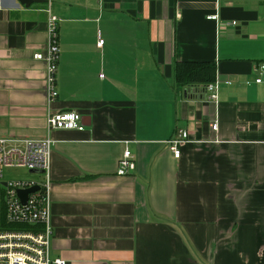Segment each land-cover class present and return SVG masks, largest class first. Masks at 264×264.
<instances>
[{"label":"crops","instance_id":"0c3cea01","mask_svg":"<svg viewBox=\"0 0 264 264\" xmlns=\"http://www.w3.org/2000/svg\"><path fill=\"white\" fill-rule=\"evenodd\" d=\"M47 10L59 20L53 101L33 58ZM263 62L264 0H0V138L41 139L48 114L85 126L51 131L50 255L264 264ZM178 65H194L191 77L209 67L216 101L180 85ZM126 148L135 168L117 175Z\"/></svg>","mask_w":264,"mask_h":264},{"label":"built area","instance_id":"2783aa9c","mask_svg":"<svg viewBox=\"0 0 264 264\" xmlns=\"http://www.w3.org/2000/svg\"><path fill=\"white\" fill-rule=\"evenodd\" d=\"M209 20H217V15H210ZM58 18L47 10V43L44 51L36 52L33 58L46 65L45 84L49 101L57 97L56 72L59 60ZM231 25L235 22L230 23ZM103 40L98 38L97 46ZM259 69L264 72V62ZM101 77L103 75H100ZM261 82V78H256ZM217 85L210 83L204 86L207 99L216 101ZM211 129L217 130V123H211ZM84 131L82 117L76 112L48 114L45 119L46 133L41 139L0 138V264H67L60 257L50 255L51 202L50 161L54 139L53 130ZM188 134L179 130L176 138L169 142L173 156H180L179 145L187 140ZM135 168L131 152L126 148L118 161L117 175H127ZM24 169L36 171L39 178L33 176L12 175L4 178L5 171ZM37 186L38 189L27 194L23 202L19 190ZM4 197V201H2Z\"/></svg>","mask_w":264,"mask_h":264},{"label":"trees","instance_id":"16d2710c","mask_svg":"<svg viewBox=\"0 0 264 264\" xmlns=\"http://www.w3.org/2000/svg\"><path fill=\"white\" fill-rule=\"evenodd\" d=\"M196 68L194 65H178L177 66V82L180 85L185 86H199L204 87L207 84H210L213 80V76L209 74V67L207 66H197L199 68L200 77H191V74L195 72ZM196 82V83H194Z\"/></svg>","mask_w":264,"mask_h":264},{"label":"water","instance_id":"95a60500","mask_svg":"<svg viewBox=\"0 0 264 264\" xmlns=\"http://www.w3.org/2000/svg\"><path fill=\"white\" fill-rule=\"evenodd\" d=\"M17 1L19 2V4L24 5L26 7H29L32 4L43 3L46 0H17ZM33 172H36V171L30 170V173H33ZM37 189H38V187L35 186V187L29 188V189L19 190L18 191V195L21 198V200L24 202L25 199H26L27 194L30 193V192H33V191H35Z\"/></svg>","mask_w":264,"mask_h":264},{"label":"rangeland","instance_id":"374dc122","mask_svg":"<svg viewBox=\"0 0 264 264\" xmlns=\"http://www.w3.org/2000/svg\"><path fill=\"white\" fill-rule=\"evenodd\" d=\"M50 1L51 0H46L45 2L39 3V4H45V5H47L48 2H50ZM9 172H11V174H9L8 171H5L4 178H10L12 175H19V176H24V177L33 176L35 178H39L38 175H36V174H32L31 175L29 172H27L24 169H14V170H10ZM2 201H4V197H2Z\"/></svg>","mask_w":264,"mask_h":264}]
</instances>
